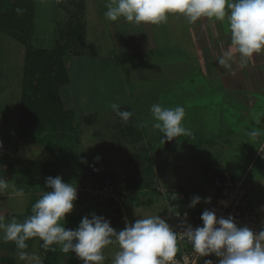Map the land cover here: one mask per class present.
Returning a JSON list of instances; mask_svg holds the SVG:
<instances>
[{"label":"rangeland","instance_id":"obj_1","mask_svg":"<svg viewBox=\"0 0 264 264\" xmlns=\"http://www.w3.org/2000/svg\"><path fill=\"white\" fill-rule=\"evenodd\" d=\"M107 2L108 0H86L85 19H81L83 25L84 21L87 23L85 30L86 43L81 38L82 33L77 28L72 30L66 28L64 31H57L59 25L66 24L69 19L68 15L60 16L59 12L55 11V7H51V5L40 8L38 2L35 4L36 11L31 32L24 34L19 31L21 27L19 23H16L17 26L6 27L3 25L0 28V152L3 154L1 158L13 161L11 166L8 167V172L12 173V170H14L9 177H7L9 173L3 177L0 173V178L5 179L9 184L8 189L0 193V217L3 218V223L5 224L13 219L21 222V215L25 211L28 202H31L32 194L41 196L42 193L39 192L48 191L46 187L45 189L42 186L43 184H40L46 174L36 168V163L51 161L49 155L51 153L46 152L44 147L27 139L11 137V135L18 129L19 122L28 123L32 121V117H28L29 113H33L32 108L41 107L42 111H44H40L42 115H46L45 113L49 111L51 113L58 112V108L61 107L64 111H67L64 109L62 100L58 99L54 91L58 86L55 82L61 80L60 78L63 76L61 57L73 55L81 56L78 59L80 61L79 65H76V69L71 72L74 85L71 84L69 89L79 86L76 88L83 87L84 90L88 89V92H80L78 94L69 92L70 97L80 98L82 95L88 98L89 102L87 101L86 105L91 108L93 113L83 115L84 111L77 110L81 102L73 100L75 108L71 114L74 133L69 132L71 134L69 137L61 139L66 156L70 159L72 158L69 154L75 156L73 158L77 159L76 162H78V159L86 160L94 157V162L102 164L103 173H111L113 175L115 186L120 185V178L127 176L145 179L140 175L137 166L145 165L150 168V175L153 174L154 179L152 191L139 192V189H137V193L133 194L134 197L126 198L124 215L128 223H134L138 218L159 216V211L163 208L164 212H166L163 217L166 218L169 224H172L170 219L171 213L174 212L172 207L178 206L177 213H183L184 204L180 203L178 199L172 200L171 197H179L180 194L182 196L186 194L184 185H190L191 181L189 180H193L194 171L201 165L199 157L195 154L196 151L192 150L193 154H191L183 147L184 145H194V149H196L198 146V140L200 139L197 133L198 116L195 110L185 111L182 125L190 131L191 135H182L170 141L152 127L154 120L150 112L151 105L159 103L165 108L182 106L185 98L182 95L184 87L181 88L179 84L166 86L165 83L157 84L153 87L148 85L150 91L139 95L140 100L139 98L137 101L131 99L133 96H138L133 93L137 88L134 84L135 79L128 75L130 73L129 70L133 72L132 67L135 62L134 59H131L129 62H120V64L115 66L109 63V58L112 57L115 47L109 32L110 24L113 21L107 20L104 16ZM76 14L75 12V16ZM48 20H51L55 25H52L51 29L47 27L49 31H46L42 27L48 23ZM81 20L76 19L73 22L80 26ZM69 33L71 34L66 35ZM92 62L94 63L91 64ZM124 72L128 73L125 75ZM117 74L118 76H116ZM77 75L82 76L77 78ZM116 78L119 79L120 91L116 87ZM29 84L33 85L32 90L35 93L33 92L30 95V101L26 103L22 100V91L25 89L24 86ZM92 85L95 86L94 93L91 92ZM42 86L45 89H42ZM48 88H52L53 91L46 92ZM121 89L124 90V94H127V98L130 99H125L122 102L124 105L120 103L119 106L121 111H124L123 108L128 107L126 111L133 113L127 123H129L128 127L133 130L134 134L132 131L127 132L121 118L111 113L113 110H111L110 105L115 103V101L110 99L112 96L118 97ZM126 90L127 92L129 91V94ZM196 92L200 94V91L196 90ZM196 92L188 96L192 102L197 101ZM101 93H104L106 98L109 99L100 100L96 98ZM22 103H25L24 106ZM99 108L103 112H100ZM20 115H23V117L20 118ZM132 137H135V139ZM132 141L134 143H131ZM66 146L68 147L66 148ZM128 154H133V156L128 157ZM137 154L139 155L138 157L135 156ZM97 157H99L98 160L96 159ZM188 159H190L191 163H189ZM6 163L7 161L5 160V164L0 165V170H4L7 166ZM61 171H64V169ZM72 171L74 173L68 172L66 178L63 177V173L57 172V176H60L63 182L72 183L75 186L77 185L76 179L78 175L75 169ZM28 173H31V175L35 174L38 180L34 176L33 180L36 181L31 180L34 184L32 183L30 190L28 189V192L25 193L27 189L23 186L25 183L23 174L25 175L24 177H28ZM89 173L88 170H83L79 177L82 179ZM70 174L75 175L70 177ZM144 177L147 176L145 175ZM25 181L27 182L26 178ZM136 184L139 185V181ZM79 186H77V190ZM157 188L161 190V193L158 192ZM18 190H22V196L17 195ZM124 192L132 194L129 191ZM156 194L164 199L161 198L165 204L164 206L154 203L146 204L145 201L149 198L154 199ZM79 198H84L86 201H74L73 210L65 215L64 221H61V223L65 222L66 228L75 229L82 217L91 213L105 217L109 210L113 211V215H116L115 220H117L118 212L112 205L101 204L99 203L100 201L98 202L91 197L83 195L80 197L77 193L76 199ZM34 199L38 200L36 195ZM248 200L254 199L249 196ZM248 200H246V203ZM135 201H143L144 204L136 206L134 205ZM252 205L255 206V204ZM103 207L105 208L104 211L102 210ZM108 215L112 216L111 211H109ZM2 237L3 232L0 230V264H10V262H14L13 264H27L26 261L19 260L18 255L11 253V250L13 251V248H16L15 243L12 241L5 242ZM26 243L30 244L26 252L34 257L31 264H70L78 259L75 253H62L60 245L57 244L49 246L48 249L42 248L41 244L43 242L38 237H33L27 240ZM118 250V245L106 246L102 250L106 257L104 264H112V259Z\"/></svg>","mask_w":264,"mask_h":264},{"label":"crops","instance_id":"obj_2","mask_svg":"<svg viewBox=\"0 0 264 264\" xmlns=\"http://www.w3.org/2000/svg\"><path fill=\"white\" fill-rule=\"evenodd\" d=\"M66 1L38 0V5L40 8L49 7L50 5L51 7L54 6L55 11L59 12L60 16L65 14L75 15L76 12L77 17L82 20L85 19L86 0H78L82 2V11L68 6L69 1ZM64 7L68 9L66 10ZM86 24V21H84V42L86 39ZM52 25L55 24L48 20V23L45 26L43 25L42 28L49 31L47 27L51 29ZM109 32L115 47L112 57L109 58V63L115 66L120 64V62L125 63L134 59L133 72L131 70H129L130 73L127 72L128 75L135 79L134 84L137 87L133 93L138 96H133L131 98L133 101H137L138 98L140 100L139 95L150 91L148 85L153 87L163 83L166 86L179 84L181 88L184 87L182 95L185 98L182 107L185 108L186 112L195 110L198 116L197 133L200 136L198 146L196 149H194V145H184L183 147L191 154H193L192 150H195L201 165L194 171L193 180H189L191 181L190 185H184L186 194L183 195L184 201H180V203L184 204V208L182 209L183 213H178L180 217L177 218V221L179 223H188L195 215L202 214L206 208H209L210 203H205L204 198L211 197L212 202L215 197L216 192L212 188V177L221 176L224 172H227L232 180H241L243 182V186L248 191L245 206L264 214V50L249 57L247 66L243 69L240 67L238 54L236 53H233L235 59L230 70L219 66L216 60L228 48L230 43L226 19L217 21L201 18L197 22L190 24L182 15L172 14L168 16L166 23L136 25L121 18L110 24ZM80 56L64 57V66L68 79L67 83L59 87L58 96L67 111L74 112L75 105H73V100H79L81 104L77 110L84 111L83 115H90L93 111L86 105L88 98L82 95L80 98H73L70 97L69 93L88 92V89L84 90L83 87L76 88L79 86L69 89L71 84L74 85L71 72L76 69V65H79L80 61L78 59ZM146 62L148 63L146 64ZM127 73L124 72L125 75ZM72 76L74 75L72 74ZM80 76L82 75H77V78ZM116 80L117 90L119 89L120 91L119 79L116 78ZM196 90L200 91V94ZM123 91L121 89L119 96H112L110 100L115 101L118 105L120 103L124 105L122 102L130 98H127V94H124ZM91 92H95L94 85L91 87ZM193 92L197 94L196 102H192L188 97ZM98 95L99 97L96 98L100 100L106 98L104 93ZM123 109L126 111L128 107ZM100 112H103V110H100ZM111 113L115 115V112L112 111ZM124 124L126 131H132L134 134L133 130L128 127L129 123L124 122ZM253 128L260 130V135L257 138H251L247 134ZM132 133L131 135H133ZM132 138L135 139V137ZM131 143L134 142L132 141ZM49 155L51 157L50 162L36 163V168L46 174L40 184H43L42 186L45 188L47 177L51 176L54 178L58 172L63 173V177L66 178L67 173L73 172L72 170L75 169L78 175L77 179L75 178L77 188L81 181V177H79L82 172L80 165H65L56 162L53 155ZM127 156L132 157L133 154H128ZM135 156L138 157L139 155ZM188 161L191 163L190 159ZM82 163L98 165V174L100 176L108 175L113 177L111 173H103L102 164L94 162V157H91V159L87 158ZM63 169L64 171H61ZM137 169L145 179L138 177L140 179L138 180L127 176L120 178V181L118 180L120 184L116 186L118 189L132 192V194L126 193L127 198L134 197L133 194L137 193V189H139V192L152 191L154 179L153 174L150 175V168L143 165L137 166ZM11 174L9 173L7 177ZM35 174L31 175L30 173L28 177H24L27 180L23 185L27 189L25 193L28 192V189L30 190V187L34 184L33 181L38 180ZM72 175L75 174H70V177ZM34 176L36 180H33ZM137 181L142 186L137 185ZM29 182L31 184L28 186ZM35 195L38 199L41 197L38 194H32L31 202H28L25 211L21 215V222L28 205L36 202L37 199H34ZM82 195L86 196L85 194H80L79 196L81 197ZM197 195L201 197V202L190 208L189 204L192 197ZM249 196L254 200H248ZM154 197V199H147L145 201L146 204L165 205L162 202V197L161 199L157 194ZM77 200L79 202L86 201L84 198H79L75 201ZM246 200H248L247 203ZM99 203L110 204L107 200H100ZM140 204H144V202L135 201L134 205L139 206ZM251 204H255V206H251ZM102 210L104 211L105 208L103 207ZM109 211H111L112 216L108 215ZM109 211L105 214V218L111 222L110 226L116 230L121 229L118 221L115 220L116 215H113L112 210ZM163 212L164 209L162 208L158 215L166 220L163 217L166 212ZM29 243L24 251L29 248ZM17 252V248H13V251L11 250L14 255H17ZM13 263L11 262L10 264Z\"/></svg>","mask_w":264,"mask_h":264},{"label":"clouds","instance_id":"obj_3","mask_svg":"<svg viewBox=\"0 0 264 264\" xmlns=\"http://www.w3.org/2000/svg\"><path fill=\"white\" fill-rule=\"evenodd\" d=\"M172 14L182 15L190 24L201 18L226 19L230 43L216 60L225 69L232 68L233 53L238 54L243 69L249 57L264 50V0H108L104 12L109 21L123 18L136 25L166 23ZM110 107L124 122L133 115L121 111L117 103ZM150 112L154 120L152 127L167 140L191 135L182 125L184 107L165 108L155 103ZM247 134L257 138L260 130L253 128ZM8 187V182L0 178V193ZM45 187L50 190L42 193L32 206V214L23 222L13 219L5 224L0 217L2 239L15 243L19 260L31 264L34 257L24 251L28 247L26 241L38 237L43 242L42 248L60 245L62 253H75L83 264H104L106 257L102 250L113 244L118 245L119 250L112 264H173L178 235L165 219L160 216L138 218L134 223L126 222L124 228L117 231L108 219L91 213L82 217L75 229H69L61 221L73 210L76 185L63 182L60 176H49ZM17 195L22 196V190H18ZM200 202V196H193L189 207ZM204 202L211 203V197L204 198ZM200 220L202 226L183 223L180 239H186L201 257L214 254L219 258L218 264H264V228L254 232L248 226L238 227L231 215L217 218L214 210L209 209L202 212ZM204 264H213V261L205 260Z\"/></svg>","mask_w":264,"mask_h":264},{"label":"trees","instance_id":"obj_4","mask_svg":"<svg viewBox=\"0 0 264 264\" xmlns=\"http://www.w3.org/2000/svg\"><path fill=\"white\" fill-rule=\"evenodd\" d=\"M58 1V0H57ZM66 1V0H64ZM69 1L68 6H71L77 10L82 11V2H79L78 0H67ZM66 1V2H67ZM38 2V0H0V28L5 25L6 27H12L17 26L16 23H19L21 25L19 31L23 32L24 34L32 31V22L34 20V14H35V4ZM17 9H21V12H17ZM64 9L67 10V8L64 7ZM80 14V13H79ZM82 14V13H81ZM69 19L64 25H59L57 28V31L60 30V32L64 29H79L78 31L82 33L81 38L84 40V25L82 23V20L75 16L74 14H68ZM76 19L81 20V22L78 23L80 26H77L74 22ZM74 21V22H73ZM14 22V23H13ZM4 26V28H6ZM75 27V28H74ZM69 32V30H68ZM66 34V35H70ZM84 44V43H83ZM83 46V45H82ZM64 57H61L60 61L62 62V69H63V76L60 78L61 80H57L55 83H57V88L54 91L58 96V88L65 83H67V73L64 66ZM41 86V85H40ZM25 89L22 91V100L26 103H29L30 101V95L35 91H33V85H25ZM42 89H45V87H41ZM41 89V90H42ZM32 90V91H31ZM44 91V90H43ZM52 88H48L46 92H52ZM34 101V97H33ZM36 103V102H35ZM23 104V103H22ZM22 104H21V110H22ZM25 104V103H24ZM23 104V106H24ZM30 108V107H29ZM33 113H29L28 117H32V121L27 122H19L18 129L16 132L11 135V137H18L27 139L28 141L39 144L40 146L44 147V149L51 153L53 157L55 158L56 162L65 164V165H80V169L88 170L95 178L97 179H104L109 178L113 181L112 176H100L98 174L99 172V166L98 165H91V164H83L78 159V162H76L77 159H74L73 155L69 154L72 159L66 156V151H64V144L61 142V139L64 137H69L71 134L69 132L74 133V127H73V117L71 112L64 111L61 108H58V112L51 113L50 111L48 113H45L46 115H42L40 111H42L41 107L32 108ZM61 109V110H60ZM44 112V111H42ZM23 113V112H22ZM42 116H39V115ZM54 114V115H53ZM53 115V116H52ZM23 117V115H20V118ZM68 146H66L67 148ZM70 148V147H69ZM67 150V149H66ZM71 150V149H70ZM69 150V151H70ZM3 154L0 152V165L5 164V160L7 161L6 167L4 170H0L1 176L7 175L9 172V168L13 161L3 159L1 158ZM45 166V165H44ZM98 169V170H97ZM14 170H12V173ZM23 173V172H22ZM23 174V180L25 181ZM31 183H28V186ZM115 184V183H114ZM34 201V200H33ZM33 202L28 205V208L23 216V221L32 214V206ZM11 260V259H8ZM11 263V262H10Z\"/></svg>","mask_w":264,"mask_h":264},{"label":"built area","instance_id":"obj_5","mask_svg":"<svg viewBox=\"0 0 264 264\" xmlns=\"http://www.w3.org/2000/svg\"><path fill=\"white\" fill-rule=\"evenodd\" d=\"M212 188L216 194L209 208L206 209L214 210L217 218L221 216L227 218L231 215L238 227L248 226L254 232H258L264 228V214L245 206L248 191L243 186L241 180H232L228 173H224L221 176L212 177ZM157 190L161 193L159 188ZM77 193L78 195L85 194L96 201L107 200L118 212L117 220L121 225V230L124 228L125 223H128L124 215L127 195L124 191L118 189L111 179L104 178L100 180L95 178L91 173L86 174L81 179ZM171 199H178L179 202L184 201L182 195H179V197L173 196ZM172 209L174 212L171 213L172 224L170 225L178 235L177 252L173 264H204L205 260H212L213 264H218L219 258L214 254L201 257L193 250L191 244L186 239H180V235L184 230V224L177 221V218L180 217L177 213L178 206L172 207ZM200 216L201 214L195 215L187 224H191L193 227L202 226ZM70 264H83V261L76 259V261Z\"/></svg>","mask_w":264,"mask_h":264}]
</instances>
